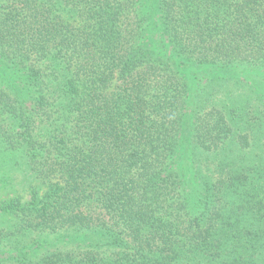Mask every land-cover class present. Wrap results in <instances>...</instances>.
<instances>
[{
  "label": "trees",
  "instance_id": "trees-1",
  "mask_svg": "<svg viewBox=\"0 0 264 264\" xmlns=\"http://www.w3.org/2000/svg\"><path fill=\"white\" fill-rule=\"evenodd\" d=\"M3 192L0 264H264V0H0Z\"/></svg>",
  "mask_w": 264,
  "mask_h": 264
},
{
  "label": "rangeland",
  "instance_id": "rangeland-1",
  "mask_svg": "<svg viewBox=\"0 0 264 264\" xmlns=\"http://www.w3.org/2000/svg\"><path fill=\"white\" fill-rule=\"evenodd\" d=\"M0 196H1V198H4V197H5V192H3V194L0 195ZM53 241H55V243H54L55 245H58V246H59V245L62 244V243H59V242L57 243L56 240H53ZM51 242H52V241H51ZM31 244H32V243L30 242V245H31ZM60 247H61V246H60ZM46 248H47V247H46ZM48 248L54 250V246H53V245H52V246H49ZM35 254H38V253H35Z\"/></svg>",
  "mask_w": 264,
  "mask_h": 264
}]
</instances>
